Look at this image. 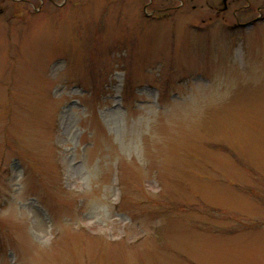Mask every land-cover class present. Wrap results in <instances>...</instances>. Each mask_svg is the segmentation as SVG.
I'll return each mask as SVG.
<instances>
[{"label":"rangeland","instance_id":"rangeland-1","mask_svg":"<svg viewBox=\"0 0 264 264\" xmlns=\"http://www.w3.org/2000/svg\"><path fill=\"white\" fill-rule=\"evenodd\" d=\"M206 1L0 0V264H264V0Z\"/></svg>","mask_w":264,"mask_h":264},{"label":"flooded vegetation","instance_id":"flooded-vegetation-1","mask_svg":"<svg viewBox=\"0 0 264 264\" xmlns=\"http://www.w3.org/2000/svg\"><path fill=\"white\" fill-rule=\"evenodd\" d=\"M143 2V11L149 16H154L156 11L164 10L166 15L177 12L178 10H186L189 6L190 1L193 0H141ZM169 1V2H166ZM211 0L206 1L207 7L210 9L211 13L213 12L215 16L209 15L208 18H203L201 23L205 24L207 22H216L219 19H222L227 22L232 18L233 12L241 16L249 17L258 10L257 0ZM216 2V3H215ZM150 8L151 12H148ZM193 9H196V5H192ZM240 11V12H239ZM164 16V15H162ZM157 17H159L157 15ZM238 17V19H239ZM239 23V22H238ZM202 25L194 24V27L200 28ZM231 26V25H230Z\"/></svg>","mask_w":264,"mask_h":264}]
</instances>
